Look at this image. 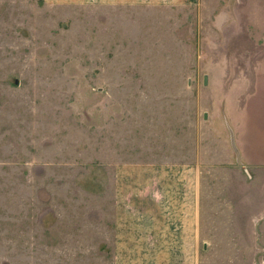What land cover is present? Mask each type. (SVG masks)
Masks as SVG:
<instances>
[{"label":"rangeland","instance_id":"374dc122","mask_svg":"<svg viewBox=\"0 0 264 264\" xmlns=\"http://www.w3.org/2000/svg\"><path fill=\"white\" fill-rule=\"evenodd\" d=\"M112 2L0 0V264H119L121 166L193 183L171 264H264V0Z\"/></svg>","mask_w":264,"mask_h":264},{"label":"crops","instance_id":"0c3cea01","mask_svg":"<svg viewBox=\"0 0 264 264\" xmlns=\"http://www.w3.org/2000/svg\"><path fill=\"white\" fill-rule=\"evenodd\" d=\"M79 1L84 2L55 0L64 5ZM161 173L165 176L164 181ZM178 174L185 172L175 169L160 171L152 166L135 169L121 166L116 169L112 198V249L118 255L116 262L145 264L149 258V263H160L162 258L164 264H171L168 259L171 253H192L194 185L189 183L190 180H182L185 176L177 177ZM125 175L128 176L127 181L124 180ZM183 264H187L186 260Z\"/></svg>","mask_w":264,"mask_h":264},{"label":"water","instance_id":"95a60500","mask_svg":"<svg viewBox=\"0 0 264 264\" xmlns=\"http://www.w3.org/2000/svg\"><path fill=\"white\" fill-rule=\"evenodd\" d=\"M207 83V77H204V84H206ZM205 118H206V116H205Z\"/></svg>","mask_w":264,"mask_h":264}]
</instances>
